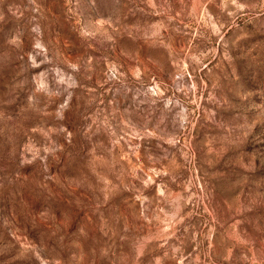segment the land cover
<instances>
[{
	"label": "rangeland",
	"instance_id": "374dc122",
	"mask_svg": "<svg viewBox=\"0 0 264 264\" xmlns=\"http://www.w3.org/2000/svg\"><path fill=\"white\" fill-rule=\"evenodd\" d=\"M0 264H264V0H0Z\"/></svg>",
	"mask_w": 264,
	"mask_h": 264
}]
</instances>
